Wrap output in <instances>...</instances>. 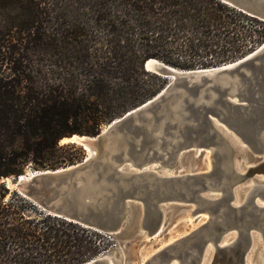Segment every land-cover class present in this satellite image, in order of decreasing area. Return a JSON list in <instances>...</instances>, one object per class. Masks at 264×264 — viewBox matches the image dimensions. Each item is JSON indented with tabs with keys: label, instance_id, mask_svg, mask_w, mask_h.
I'll return each mask as SVG.
<instances>
[{
	"label": "water",
	"instance_id": "water-1",
	"mask_svg": "<svg viewBox=\"0 0 264 264\" xmlns=\"http://www.w3.org/2000/svg\"><path fill=\"white\" fill-rule=\"evenodd\" d=\"M222 1L264 21V0ZM148 60V71L171 77L162 90L96 135L67 137L89 151L82 161L34 169L14 177L12 186L48 214L115 237L135 224L141 236L154 237L176 207L195 220L206 217L142 264H204L210 246L208 264H251L256 236L264 264V42L211 67ZM206 150L209 167L198 170L196 156ZM232 232L235 238L225 242ZM124 262L116 249L81 264Z\"/></svg>",
	"mask_w": 264,
	"mask_h": 264
},
{
	"label": "trees",
	"instance_id": "trees-1",
	"mask_svg": "<svg viewBox=\"0 0 264 264\" xmlns=\"http://www.w3.org/2000/svg\"><path fill=\"white\" fill-rule=\"evenodd\" d=\"M263 41L264 21L222 0H0V264H81L104 247L103 233L6 203L2 182L29 163L56 169L82 157L60 142L100 132L102 102L89 87H107L114 119L162 87L142 88L140 75L161 78L148 59L206 67Z\"/></svg>",
	"mask_w": 264,
	"mask_h": 264
},
{
	"label": "rangeland",
	"instance_id": "rangeland-1",
	"mask_svg": "<svg viewBox=\"0 0 264 264\" xmlns=\"http://www.w3.org/2000/svg\"><path fill=\"white\" fill-rule=\"evenodd\" d=\"M262 43H260L259 45H257L253 49H251L250 51H247V53L237 56L233 60L232 59L227 60V62L237 60V59L247 55L248 53L252 52L257 47H259ZM223 63H225V62L218 63V64H211V65H208L206 67L221 65ZM196 68H199V67H196ZM145 69L147 70V68H145ZM149 72L154 73L152 71H149ZM157 75H159V74H157ZM159 76H161L160 80L156 77H151L149 75H146V76L140 75V81H141V83L143 82V84L145 85V86H142V88H149L153 85L155 86V88H157V87H159L160 84H162V87L159 88V91L162 90V88H164L169 83V81L171 80V77H165L162 75H159ZM104 77H105L104 82L106 84H109L111 87L117 86V85L122 83V81L120 79H115L114 77L110 76L108 73L107 74L104 73ZM106 88L104 86H97V85L94 86L93 85V86L89 87V90H88V93H89L90 98L92 100L102 102V104L100 106V109H101L100 114H101L103 120L101 122L100 132L102 130H105L108 127V125L114 119L121 117L127 111H129V110H126L122 114L115 116L114 119H111L110 115H111L112 111L115 110L114 105H116V104H114V103L108 104L106 102L104 103V101L102 100V98L104 99ZM159 91H157V93ZM66 137H69V136H66ZM60 143H61V145L66 144V143H70V144H74L78 147H82L77 143L70 142L69 140H67V141L61 140ZM84 151L85 152L82 155V157L81 158L78 157L77 159L74 160L73 163H77L79 161H82L86 157L87 151L85 149H84ZM208 157H209V151H207V150L201 152L200 154H198L196 156L197 162H198L197 163V169L198 170L202 169L205 165H207V166L209 165ZM70 164H72V163L64 162L59 167L67 166ZM24 169H25V173H31L36 168L33 167L29 163L25 166ZM12 181L15 182L14 177H7L5 179H2V182H5L6 186H8V183H11ZM14 190L17 191L16 187L14 185L9 188V192L6 194V197L4 199V201L6 203H13L16 205H21L23 207V210H21V211H44L40 207L36 206L33 202H31L30 200H28L26 198L22 199L25 202V203H23V201H21L16 195H14V193H13ZM205 218L201 217L198 220H195L193 217L188 215V212H184L181 210L180 211L174 210L170 213V218L164 223V227L161 230V232L154 237L141 236L138 232L139 231V229H138L139 224H135L134 227L131 228L124 236H116L115 237V236H111V235L103 233L102 235L104 236L103 239H104L105 244H103V242H102L104 247L96 256L101 255L104 252L106 254L112 256V254L116 251V249H121L125 255V262L124 263H126V261H127V262H129V264H142L145 259L150 257V255L155 253L163 245H165L166 243L173 241L174 239H177V238L189 233L194 228H196L198 225H200V223H202L203 219H205ZM190 220H192V221H190ZM257 252H258V250H256L254 256L251 258V264H252L253 260L255 259Z\"/></svg>",
	"mask_w": 264,
	"mask_h": 264
},
{
	"label": "bare ground",
	"instance_id": "bare-ground-1",
	"mask_svg": "<svg viewBox=\"0 0 264 264\" xmlns=\"http://www.w3.org/2000/svg\"><path fill=\"white\" fill-rule=\"evenodd\" d=\"M147 66H148L147 69H150V68L152 67L151 60H148ZM67 140H68V138L66 137V138H64L62 141H67ZM88 155H89V151L87 152V155H86V156H88ZM208 158H209V157H208ZM208 167H209V165H208ZM184 168H188V165H185ZM8 181H9V180H8ZM10 184H11V186H12V184H14V183H10ZM253 184H255V182H254V181H251V182H249V183L247 184L248 186L246 185V186H244V187L242 188L239 202L243 201L244 198L247 197V195H248L250 189L252 188V185H253ZM176 208H177V207H176ZM176 208H174V209H176ZM174 209H173L172 211H174ZM138 211H139V215H138V221H139L140 218L142 217V212H141V210H138ZM172 211H170V212L168 213V218H167V219L170 218V213H171ZM185 212H188V215H190L191 217H193V216L191 215L190 211L186 210ZM204 218H205V217H204ZM190 221H192V220H190ZM235 236H236V233H235V232H232L231 235L229 236L230 238L225 239V242H227L228 239H234ZM255 242L258 244V247H257L258 252L256 253L255 259L253 260L252 264H258V263H259V259H258V258L260 257V252H261L262 249H263L262 242H261V238H260L259 236H256V237H255ZM212 253H213V248L210 246L209 249H208V256H207V259H206V261H205L204 264H208V263L210 262V258H211ZM148 258H149V257H148ZM148 258H147V259H148ZM144 259H145V258H144ZM145 260H146V259H145ZM145 260H144V261H145ZM143 263H144V262H143ZM124 264H129V263L126 262V263H124ZM172 264H177V262H176V261H173Z\"/></svg>",
	"mask_w": 264,
	"mask_h": 264
}]
</instances>
